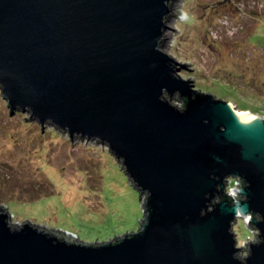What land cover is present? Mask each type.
Segmentation results:
<instances>
[{"label":"water","instance_id":"obj_1","mask_svg":"<svg viewBox=\"0 0 264 264\" xmlns=\"http://www.w3.org/2000/svg\"><path fill=\"white\" fill-rule=\"evenodd\" d=\"M169 2L0 0L10 109L106 144L144 195L138 228L101 242L13 225L0 204V264H264V115L177 73Z\"/></svg>","mask_w":264,"mask_h":264},{"label":"rangeland","instance_id":"obj_2","mask_svg":"<svg viewBox=\"0 0 264 264\" xmlns=\"http://www.w3.org/2000/svg\"><path fill=\"white\" fill-rule=\"evenodd\" d=\"M171 2L162 49L180 63L177 73L264 115V0ZM167 99L181 103L177 94ZM9 109L0 84V204L11 224L29 221L85 242L138 228L144 195L106 144L52 123L41 130L29 110ZM233 228L238 243H247L242 218Z\"/></svg>","mask_w":264,"mask_h":264},{"label":"built area","instance_id":"obj_3","mask_svg":"<svg viewBox=\"0 0 264 264\" xmlns=\"http://www.w3.org/2000/svg\"><path fill=\"white\" fill-rule=\"evenodd\" d=\"M233 186H234V185H233V180L228 179V187H227V189H231ZM249 229H250V233H251V235H250V234L247 235V237H246L247 243H248L249 240H251V239H250V236H252V234H253V237H254V236H255V233H256V230H255V229L250 228V227H249ZM247 243H242V245H241V244L238 243V240H237V246H243V247H246Z\"/></svg>","mask_w":264,"mask_h":264},{"label":"bare ground","instance_id":"obj_4","mask_svg":"<svg viewBox=\"0 0 264 264\" xmlns=\"http://www.w3.org/2000/svg\"><path fill=\"white\" fill-rule=\"evenodd\" d=\"M172 2H171V0H170V2H169V4H168V15H167V17H166V25H168L167 24V20H168V17L170 16V11H172L173 12V10H172ZM177 17H183V13L182 12H180L179 14H177ZM169 26V25H168ZM166 29H168V27H166L165 29H164V32H165V30ZM164 34V33H163Z\"/></svg>","mask_w":264,"mask_h":264},{"label":"trees","instance_id":"obj_5","mask_svg":"<svg viewBox=\"0 0 264 264\" xmlns=\"http://www.w3.org/2000/svg\"><path fill=\"white\" fill-rule=\"evenodd\" d=\"M233 180V179H232Z\"/></svg>","mask_w":264,"mask_h":264}]
</instances>
